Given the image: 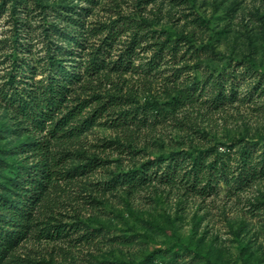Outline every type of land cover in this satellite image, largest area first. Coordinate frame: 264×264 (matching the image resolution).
Returning <instances> with one entry per match:
<instances>
[{"label":"rangeland","instance_id":"obj_1","mask_svg":"<svg viewBox=\"0 0 264 264\" xmlns=\"http://www.w3.org/2000/svg\"><path fill=\"white\" fill-rule=\"evenodd\" d=\"M94 3L91 6L84 0H0V186L7 185L12 171L23 165L24 157L13 151L32 139L25 130L17 131L20 126L15 114L5 107L1 97L13 70V45L16 41L31 43L32 60L36 61L43 55L45 28L57 27L60 35L63 30H79L73 26L72 16L92 25L120 19L130 26L146 19L150 26L145 31H155L156 39L165 40L164 31L193 34L196 49L204 46L193 58L189 59L193 53L190 51L184 62L175 65L167 55L165 60L169 63L163 64L157 74L128 73L112 75L110 79L102 77L92 83L85 81L91 90L82 99L95 93L106 100L107 94H128L141 103L155 102L168 108L167 97L175 95L172 69L184 67L183 76L177 80L181 88L193 80L202 83L223 70L234 71L238 76L234 81L237 98L216 109L205 96L173 117L130 126L139 151L135 159L113 149L103 150V141L119 137L121 141L130 140L129 132L110 129V122L104 123L103 118V124H97L67 147L70 174L56 181L35 214L33 230L2 264H95L116 259L139 263L157 250L162 251L158 264H264V177L251 181L240 192H231L222 184L216 196L206 199L188 195L178 185L154 183L148 189L130 192L121 188L109 190L105 184L109 171L126 172L148 160L182 150L217 148L225 153L229 145L238 142L264 145V0ZM87 10L91 12L85 18ZM196 17L208 24L198 27ZM60 39L52 36L51 45L65 44ZM98 39L92 42L98 45ZM122 39L126 42L127 36ZM123 47L119 44L116 49L123 51ZM188 47H183L181 54ZM150 56L151 53H141L135 66ZM121 108L130 110L131 106ZM88 158H98L97 164L92 165L97 168L80 174L77 169ZM236 168L233 163L231 169Z\"/></svg>","mask_w":264,"mask_h":264},{"label":"trees","instance_id":"obj_2","mask_svg":"<svg viewBox=\"0 0 264 264\" xmlns=\"http://www.w3.org/2000/svg\"><path fill=\"white\" fill-rule=\"evenodd\" d=\"M84 1L91 6L95 4L94 0ZM90 12H85V18ZM71 18L78 31L66 33L63 30L64 33L60 35L57 27L43 30V55L36 61L32 60L34 47L31 43L16 41L17 44L13 45V70L6 83V93L3 92L1 97L5 107L15 114L20 126L17 131L25 130L32 135V139L13 151L24 157L23 165L12 171L7 185L0 186V264L31 233L35 226V214L51 194L56 181L70 174L67 169V147L97 124H103V118L104 123L110 122V129L120 130L122 134L129 132L130 138L127 142L121 141L120 137L103 141V150L113 149L135 159L139 151L134 145V133L130 126L173 117L175 112L205 96L211 99L216 109L237 98L234 81L238 76L234 71L223 70L202 83L193 80L190 85L181 88L177 80L183 76L184 67L172 69L175 95L167 97L168 108L155 102L141 103L128 97V94H107L106 100L95 93L82 99L81 96L91 90L84 84L85 81L92 83L102 77L110 79L112 75L128 73L157 74L161 72L163 64L169 63L165 60L167 55L171 56L172 65H175L184 62L190 51L193 53L189 59L193 58L204 46L196 49L193 34L164 31L165 40L161 41V37L156 39L155 31H145V27L150 26L146 19L127 26L120 19L92 25L73 16ZM194 22L198 27L208 24L200 17H196ZM125 35L126 42L122 41ZM52 36L61 38L65 44L51 45ZM97 38L99 43L95 45L92 40ZM119 44H123V51L116 49ZM186 46L189 49L181 54ZM141 53H151V56L135 66ZM123 105L131 106L130 110H122ZM92 106L94 108L88 111ZM257 145L238 142L229 145L225 153H220L217 148L170 153L126 172L115 174L107 171L109 176L105 184L109 190L121 188L130 192L148 189L154 183L168 187L178 185L188 195L201 199L216 196L222 184L231 192L233 189L240 192L251 181L264 177V145ZM97 159L88 158L85 165H80L77 170H80V174L93 171L97 168L92 167L94 163L97 164ZM233 163L237 166L235 170L231 169ZM161 253L160 250L153 251L139 263L116 259L95 264H158Z\"/></svg>","mask_w":264,"mask_h":264}]
</instances>
